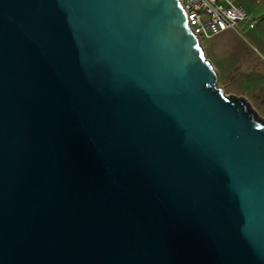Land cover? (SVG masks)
Listing matches in <instances>:
<instances>
[{
	"label": "water",
	"instance_id": "obj_1",
	"mask_svg": "<svg viewBox=\"0 0 264 264\" xmlns=\"http://www.w3.org/2000/svg\"><path fill=\"white\" fill-rule=\"evenodd\" d=\"M0 264H264V119L181 0H0Z\"/></svg>",
	"mask_w": 264,
	"mask_h": 264
},
{
	"label": "rangeland",
	"instance_id": "obj_2",
	"mask_svg": "<svg viewBox=\"0 0 264 264\" xmlns=\"http://www.w3.org/2000/svg\"><path fill=\"white\" fill-rule=\"evenodd\" d=\"M255 20L250 28L205 37L202 43L226 94L246 96L264 119V0H237Z\"/></svg>",
	"mask_w": 264,
	"mask_h": 264
},
{
	"label": "built area",
	"instance_id": "obj_3",
	"mask_svg": "<svg viewBox=\"0 0 264 264\" xmlns=\"http://www.w3.org/2000/svg\"><path fill=\"white\" fill-rule=\"evenodd\" d=\"M188 21L201 40L227 30H238L241 22L250 28L255 20L237 0H181Z\"/></svg>",
	"mask_w": 264,
	"mask_h": 264
}]
</instances>
